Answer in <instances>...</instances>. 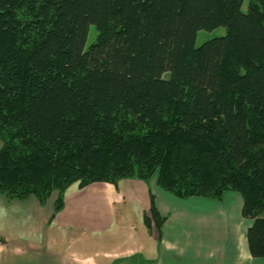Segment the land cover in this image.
I'll return each instance as SVG.
<instances>
[{
	"label": "trees",
	"instance_id": "trees-1",
	"mask_svg": "<svg viewBox=\"0 0 264 264\" xmlns=\"http://www.w3.org/2000/svg\"><path fill=\"white\" fill-rule=\"evenodd\" d=\"M244 1L0 0V194L44 205L56 192L52 220L74 183L236 192L264 258V0Z\"/></svg>",
	"mask_w": 264,
	"mask_h": 264
},
{
	"label": "crops",
	"instance_id": "crops-1",
	"mask_svg": "<svg viewBox=\"0 0 264 264\" xmlns=\"http://www.w3.org/2000/svg\"><path fill=\"white\" fill-rule=\"evenodd\" d=\"M118 184L122 199V187L116 190L107 183L66 191L64 207L52 220L53 203L42 208L56 193L44 205L34 196L7 200L0 194V264H264V258L249 254L246 230L251 220L241 216L238 193L226 192L217 202L176 197L155 180L122 179ZM95 192L104 200L103 207L116 206L115 217L123 223H110L109 215L102 216V223L91 220ZM150 193L166 217L159 237L143 222ZM125 202L128 220L118 214Z\"/></svg>",
	"mask_w": 264,
	"mask_h": 264
},
{
	"label": "rangeland",
	"instance_id": "rangeland-1",
	"mask_svg": "<svg viewBox=\"0 0 264 264\" xmlns=\"http://www.w3.org/2000/svg\"><path fill=\"white\" fill-rule=\"evenodd\" d=\"M247 2H248V0H245L244 1V3H243V5H242V7H241V10L243 11V12H245L246 10H247ZM95 27H94V25H91L90 26V28H89V33H88V38H87V42H86V45H88L93 39H94V36H95ZM225 33H226V29L223 27V26H219V27H216V28H214V29H212V30H199V31H197V33H196V37H195V41H194V45L197 47V46H200L202 43H204L205 41H207V40H210V39H212V38H215V37H220V36H224L225 35ZM1 145H2V141L0 140V147H1ZM128 179H132V178H128ZM150 180H155L156 181V176H154L152 179H150ZM119 182V181H118ZM118 182L116 183V185H114V184H111V183H107V182H95V183H107V184H110V185H112V186H114L115 187V189L117 188V185H119L120 186V188L122 187L120 184H118ZM92 184H94V183H92ZM92 184H90V185H92ZM90 185H88V186H90ZM88 186H86V187H88ZM86 187H84V188H78L77 187V183H74V184H72L69 188H68V193H69V191L72 189V191H83V189H85ZM113 189V188H112ZM117 190V189H116ZM118 192V191H117ZM53 193H56V192H53ZM52 193V194H53ZM67 193V192H66ZM98 193L99 192H95L94 193V197L95 198H93L94 199V201H95V209H94V211H95V213H94V218H91V220L93 219V220H95L96 221V223H102V219H103V217L102 216H105V217H108V215L109 216H112V220L110 221V219H109V221H110V223H123V222H121V219L120 218H116L115 217V212H117L116 210V206L113 204V207H112V209L110 210V208H109V206L108 207H103V206H105V202H104V200L102 199V197L101 196H99L98 195ZM57 194V193H56ZM123 195H124V191H123V187H122V190H121V192H120V197H121V199H122V197H123ZM32 197V196H31ZM54 197L55 196H51V198H50V200L47 202V205H46V207L45 208H42V209H48V207H50V205L52 206V203H54ZM92 197L93 196H91L90 197V201H92ZM78 198V197H77ZM49 199V198H48ZM207 199H209V198H207ZM215 201H217L218 202V200H215ZM128 202H129V205H132L133 203H132V201H130L129 199H128ZM128 203L127 202H125V203H121L120 205H119V210H118V214H119V216H120V214H122V217L123 218H125L126 220H128V216L126 215L127 214V212H125L124 211V208L126 207V205H127ZM137 206H136V203H134V208H136ZM81 212L82 213H85V212H87V209H84V210H81ZM135 214H137V212L135 211ZM129 215H130V213H129ZM131 216V215H130ZM135 218V217H134ZM63 219V218H62ZM65 220H68V219H65ZM101 220V221H100ZM125 220V221H126ZM129 220H130V218H129ZM125 223V222H124Z\"/></svg>",
	"mask_w": 264,
	"mask_h": 264
}]
</instances>
